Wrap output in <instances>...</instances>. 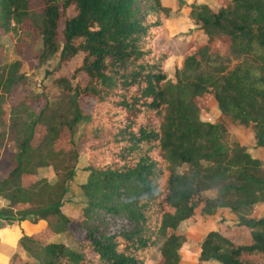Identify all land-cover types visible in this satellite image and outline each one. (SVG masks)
Listing matches in <instances>:
<instances>
[{
	"label": "trees",
	"instance_id": "obj_1",
	"mask_svg": "<svg viewBox=\"0 0 264 264\" xmlns=\"http://www.w3.org/2000/svg\"><path fill=\"white\" fill-rule=\"evenodd\" d=\"M37 2L38 62L58 53L63 65L79 56L69 78L54 79L69 98V119L47 114L43 93L7 112L17 149L0 177V196L25 205L19 220L32 213L33 221L58 219L57 232L73 227L76 249L42 243L38 264H144L153 251L157 264H178L179 223L195 211L218 209L235 221L219 220L204 234L196 264H264V216L251 211L264 207V0H216L217 9L190 3L189 16L206 41L189 42L174 83L164 69L168 10L160 0ZM30 13L28 0H0V34L29 42L22 24ZM19 68L18 60L0 63V125L5 96L24 83ZM209 102L218 110L214 122L199 119ZM63 128L72 164L81 153L86 158L79 185L84 204L75 219L59 210L71 165L62 167L55 184L20 183L51 161L57 168L62 149L54 145ZM229 129L250 141L227 146ZM34 198L39 204L32 210Z\"/></svg>",
	"mask_w": 264,
	"mask_h": 264
},
{
	"label": "rangeland",
	"instance_id": "obj_2",
	"mask_svg": "<svg viewBox=\"0 0 264 264\" xmlns=\"http://www.w3.org/2000/svg\"><path fill=\"white\" fill-rule=\"evenodd\" d=\"M30 15L24 19L22 29L29 33L30 41H22L17 44L11 35L0 34V63L9 64L13 61H20L19 72L24 75V83L15 86L13 91L6 95L3 101V125H0V133L3 137L0 139V177L12 166L11 157L16 151L13 129L10 127L8 110L21 101L24 97H36L40 93L45 95L48 102L49 111L56 112L58 119L70 118V102L68 96L61 87L54 81L58 77L69 78L73 68L78 64L79 56H76L63 65L58 64V53L53 54L44 62H38L37 51L40 47V38L36 33V23L39 16L41 5L37 0H28ZM163 7L168 10L167 17L163 21L165 40L170 49L168 59L165 61L164 69L167 73L168 81L175 82V70L179 68L180 58L184 50L189 48V42L203 44L206 41V35L195 24L189 16L188 5L190 3H206L212 9H217L216 0H160ZM68 14L73 13V9L67 10ZM183 43H179L182 42ZM185 42V43H184ZM188 42V43H187ZM30 44V45H29ZM85 104L87 109L88 103ZM207 110H201L199 119L206 122H214L218 116V110L209 102ZM82 125L76 127L79 132ZM36 140L39 139L41 130H36ZM74 133V139L76 138ZM69 132L63 128L61 138L54 145V149H62L58 154L57 168L55 161L48 165L37 167L34 174L23 175L20 183L27 185L32 181H38L41 184L52 185L59 182L62 175V167L67 163L73 168V175L67 181V187L60 199L59 210L71 219H75L79 213V208L84 204V197L79 185L84 182L86 171L85 154L81 153L75 163L72 164L68 152ZM225 143L231 147L235 142H249L250 136L245 132H238L229 129L224 136ZM68 158V160H67ZM61 163V164H60ZM35 190L38 189L35 187ZM209 195L210 193L204 192ZM39 199L34 198L28 205L34 210L39 204ZM40 205H45L41 200ZM25 205L17 202L8 201L0 196V264H11L14 261L22 260L29 263L38 264L42 258V243H57L76 249L74 237L71 235L73 227L71 224L65 226L63 231L57 232L58 219L54 216H47L45 219H35L32 213H27L23 220H19V211L23 210ZM252 215L254 217L264 216V207L262 205L254 206ZM224 220L227 224L235 221V216L227 209H218L213 214L205 215L195 211L192 218L183 220L177 226L176 231L184 236V242L179 249L180 261L178 264H196L198 248L204 234L215 228L217 221ZM238 235H231L229 238L236 240ZM144 264H157V252L153 251L146 258ZM200 264H215L213 262H204Z\"/></svg>",
	"mask_w": 264,
	"mask_h": 264
}]
</instances>
